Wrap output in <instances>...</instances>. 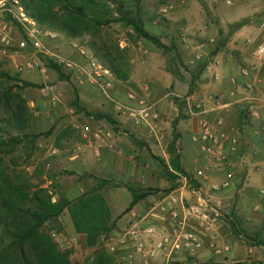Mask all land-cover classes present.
Masks as SVG:
<instances>
[{
  "label": "rangeland",
  "instance_id": "obj_1",
  "mask_svg": "<svg viewBox=\"0 0 264 264\" xmlns=\"http://www.w3.org/2000/svg\"><path fill=\"white\" fill-rule=\"evenodd\" d=\"M121 1L123 8H117V12L128 17H139L143 21L145 30L157 37L167 49L165 51L158 50L147 42L140 44L142 39L136 38L133 30L120 22L105 27L96 41H102L108 46L123 50L131 67V77L133 74L136 75L140 83H146L149 86V91L155 80V83L160 85V90L158 89L155 93L154 98L156 100L163 96L165 90H168L167 87L163 86L167 78L181 79L185 77L191 81L193 77L198 76L199 68L210 60L216 47L214 45L205 51L206 54L202 62L193 68L188 66L192 47L196 43L205 42V38L201 34L204 26L210 23L221 30L219 27L220 17L224 18L225 21H232L236 17L241 18L242 22L264 20V0H231V4H227V0ZM166 5H171L172 8L163 12L162 9ZM114 15L116 18L118 17L116 13ZM8 29L16 40L21 38L16 23L9 22ZM42 29L50 30L56 34L55 40L44 41L50 49L73 59L77 57L79 50H84L99 62L89 48L92 41L90 37L83 36L78 39H71L58 29L49 27H42ZM250 37L256 36L251 35ZM256 42L262 41L256 39ZM225 43L227 40L221 33L215 45L219 44L223 48ZM234 45L237 47L227 49L229 51L239 49L237 51L245 59L243 61L246 65L257 64L252 55L253 48L248 46L242 38H238ZM39 56L41 55H33L32 53L18 54L14 57L0 54V73L17 77L18 82L16 83L18 85L22 82L32 85L22 90L33 115L29 131L40 135L37 140L34 165L30 169V173H33L35 169V183L47 187L54 199L58 195H62L66 199L74 200L96 184L95 178L106 179L109 184L102 191V194L109 206L112 219L116 220L114 230L118 231V234L115 236L109 234L100 239L97 247L87 248L83 240L76 236L74 229L72 230L65 222L51 220L43 227V231L52 237L61 250L69 253L71 264H93L95 250H102L111 256L113 264H121V255L112 253L108 244L119 240L130 225L124 221L127 214L121 215L131 199L126 186L141 190L151 188L155 194H158L160 189L165 191L175 183L174 181H165L169 172L170 155L168 149L173 139L171 122L172 119H175L169 116L172 111L168 105L169 101L164 103L165 114L163 115L161 112V120L169 122L170 126L167 128L163 123L161 124L159 135H162L163 140L160 143L155 138L150 139L151 141L147 143L143 138L138 139L132 133L129 134L128 131L112 125L118 134L117 136L124 137L122 140L124 143H131L135 146L133 156L118 165H112L111 158V162L104 168L97 165L92 150L87 154L89 155L87 158L78 156L80 158L72 160L73 156L80 155V149H84L82 147L85 144L98 140L96 132L104 126H100L101 123H98L95 115L97 113L111 114L110 111L113 110V106L97 88L78 74L61 69V73L68 79H60L55 71L47 67L48 61ZM35 58L42 60L43 68L46 71L44 74L41 72V67L36 69L25 67L27 60H34ZM261 74L264 75L262 68ZM120 83L122 84H115L113 89V94L118 97H122L127 88L137 90L140 87L133 85L131 80ZM43 85L52 87L53 90L49 96L41 95L40 89ZM75 94L79 97V105L82 109L80 111L73 104ZM53 97L55 100H52ZM167 111L168 114L166 115ZM110 138L109 135L108 139ZM54 149H58V152L54 153ZM109 156L112 157L111 154ZM129 164L132 166L131 169L135 171L130 177L127 176ZM144 171L148 174V181L146 182H143ZM161 185H163L162 188H160ZM119 215L121 218L117 219ZM224 217L226 219L227 214L222 213L221 218ZM234 217L231 216V220L237 222ZM238 229L241 231L240 236H235L233 233L231 242L235 244L238 251L244 246L243 244L251 246L253 248L251 255L255 260L250 257L251 261H247L246 258L243 259L244 256L241 254H236L231 260L236 262L230 264H264L262 260H257L264 258V248L256 245L255 239L258 236L255 234L246 235L244 230ZM167 264H209V262L201 263L195 256L186 255L182 261L170 260ZM210 264L223 263L212 262Z\"/></svg>",
  "mask_w": 264,
  "mask_h": 264
},
{
  "label": "crops",
  "instance_id": "obj_2",
  "mask_svg": "<svg viewBox=\"0 0 264 264\" xmlns=\"http://www.w3.org/2000/svg\"><path fill=\"white\" fill-rule=\"evenodd\" d=\"M242 21L239 17L232 21H225L224 18L220 17L219 27L227 43L224 45L225 48L219 46V50L211 55L204 70L198 76L192 91V94L201 99L205 108L209 111L208 118L214 121L216 118L221 117L224 123L223 128L239 138V147L230 157V170L233 172V179L226 189L220 191L211 189V184L222 181L224 173L223 171L209 172L205 156L197 146L190 142L191 133L196 129L195 121L183 117L179 119L175 128L178 134L175 147L179 155V166L183 172L177 174L168 166L169 171L177 175V178L171 180L165 177V181H174V185L169 186L165 191L160 189L158 194L153 191L148 197L139 201L127 213L124 221L130 224L129 227L134 225L138 228L152 224L156 226L158 234L166 237H173L175 233H192L198 246H194L190 250L182 249L180 251H172L168 246L166 250L157 251L154 258L145 259L136 256V250L131 244L128 245L129 251L135 253L136 256L132 261L133 264H161L164 260L179 262L184 260L186 255L195 256L199 262H209V264L212 262L235 263L236 261L231 260L236 254H241L244 256L243 259L246 258L247 261H251L250 257L253 258V255H251L253 248L251 246L243 244L244 246L238 251L235 244L231 242L233 236L232 224L237 229L244 230L246 235L255 234V236H258L255 239L256 245L262 249L264 248L263 244L257 242L261 240L264 243V142L254 134L253 124L244 122L241 119V109L244 106L242 99L245 93L242 89L244 79L239 76V71L241 68L250 67L251 65H246L243 61L245 59L237 51L239 49L232 51L227 49L233 48L238 38H242L244 41L247 39L264 41V20ZM229 26L230 29L228 30ZM203 28L201 34L204 36L205 42L200 43H203L205 51H208L213 45H219H215L219 38V28L210 23ZM251 35L256 37H250ZM143 42L150 43L143 39L139 43L143 44ZM14 65L17 64L14 63ZM260 78V89L261 92H264V75L261 72ZM130 80L137 87L146 84L140 83L134 74ZM231 80H234V82ZM165 81L167 83L165 82L163 86L167 87L169 91L165 90L163 96L170 91L179 95H186L189 92L191 81L185 77L181 79L167 78ZM155 82L154 80V84L150 87L152 99H155L156 91L160 90V85ZM220 95L224 99L221 103H228V106L224 108L222 104L219 105V109H215L218 103L212 98ZM168 101V105L172 110L169 116L177 118V106L172 100ZM164 103L160 106V113L162 112L163 115L165 114ZM110 113L106 116L114 121V124L109 123L105 118L97 119L98 123H101L100 126H104L96 132L98 133L97 139L100 140L85 144L82 147L84 149H80V155L73 156L72 160L80 157L87 158L89 156L87 154L92 150L97 165L104 168L111 162V158L112 165H118L133 156L135 146L126 141L124 143L122 141L124 137H118L112 125L128 131L129 134L132 133L138 139L143 138L147 143L154 138L147 134L142 127L132 125L124 117L117 115L114 110H111ZM162 123L167 128L170 126L169 122L162 121ZM110 124L111 126H109ZM109 135L110 139H108ZM53 152H58V149H54ZM195 164L206 169V179L202 181L195 179ZM131 168L132 166L129 164L128 177L133 176L135 172ZM143 177V182L148 181L146 171H144ZM222 213L227 214V220L225 217L221 218ZM256 215H259V217H256ZM231 216H235L237 222L231 220ZM55 220L65 222L73 230L67 211L63 213V217L61 215ZM117 234L118 231L116 230L110 233L111 236ZM76 236L81 238L84 243V236L78 234ZM142 240L147 247L153 246L152 241H146L145 238ZM118 244L113 243L111 246L117 247ZM125 246L127 245L123 247ZM225 248L228 250L224 251ZM253 259L255 260V258ZM257 260H262L264 263V258H258Z\"/></svg>",
  "mask_w": 264,
  "mask_h": 264
},
{
  "label": "trees",
  "instance_id": "obj_3",
  "mask_svg": "<svg viewBox=\"0 0 264 264\" xmlns=\"http://www.w3.org/2000/svg\"><path fill=\"white\" fill-rule=\"evenodd\" d=\"M24 13L42 27L55 28L64 32L67 38H91L89 48L99 62L107 67L115 78L123 83L131 79V67L128 57L118 47H111L102 41H96L105 27L113 23L129 26L136 38L150 42L156 49L167 48L160 40L149 34L139 17H128L117 12L123 8L121 0H19ZM118 8V9H117ZM117 14L116 18L114 14ZM222 31L219 29V35ZM217 45L216 51L219 50ZM212 53V54H213ZM206 64L199 68L198 76ZM48 68L55 71L60 79H68L61 69L52 62ZM198 76L193 77L189 86L192 93ZM17 77L0 73V264H71L69 253L59 248L52 237L43 231V227L59 218L67 211L74 232L84 236L87 248L98 246L101 238L107 237L115 228L109 206L102 194L108 186L106 179L95 178L96 184L74 200L53 195L47 187L35 183V151L39 134L30 132L32 112L22 94V90L32 86L22 82L18 85ZM134 85V84H133ZM74 106L80 109L79 97L75 94ZM178 116L171 122L173 139L169 146V168L181 174L179 155L175 144L178 138L176 124L182 118L180 107ZM96 119L109 117L101 113ZM147 151L150 150L146 146ZM38 174V173H37ZM74 174V173H71ZM177 175L167 173V178L174 180ZM131 200L122 214L129 213L141 200L153 193V189L144 190L126 186ZM121 215L117 219L121 218ZM235 236L240 230L232 224ZM258 244L264 243L260 240ZM93 264H113L111 256L102 250H95Z\"/></svg>",
  "mask_w": 264,
  "mask_h": 264
},
{
  "label": "built area",
  "instance_id": "obj_4",
  "mask_svg": "<svg viewBox=\"0 0 264 264\" xmlns=\"http://www.w3.org/2000/svg\"><path fill=\"white\" fill-rule=\"evenodd\" d=\"M227 4H231V0H227ZM171 8V5H166L162 11L166 12ZM9 22L18 25L21 33L20 39L16 40L9 31ZM55 38L54 32L43 30L24 13L19 0H0L1 55L14 57V55L25 53L40 54L39 57L52 62L60 69L78 74L102 93L103 97L113 106L117 115H121L132 125L142 127L158 143L163 140L162 135H159L162 124L160 106L162 102L172 100L177 107H180L183 118L195 121L196 129L191 133L190 142L197 146L205 156L209 172L223 171L224 173L222 181L211 184V189L220 191L229 187L233 179V172L230 170V157L239 147V138L223 128L224 123L221 117L214 121L208 118L209 111L201 99L192 93L179 95L172 91L167 92L161 99H152L147 84H143L137 90L127 88L122 97H118L113 94L114 85L122 83L115 78L107 67L84 50H79L77 57L73 59L45 45V40L52 41ZM245 42L253 48L252 55L257 64L243 67L239 71V76L244 79L242 89L245 93L242 99L244 106L241 109V119L253 124L254 134L264 142V92H261L260 89V72L261 68L264 69V41L257 43L256 40L247 39ZM143 52L146 53V51ZM205 54L204 44L197 43L193 47L188 66L193 68L198 65L204 60ZM25 67L28 69L41 67V72L43 74L46 72L40 58L27 60ZM231 81L234 82V80ZM52 90V87L43 85L40 93L43 96H49ZM212 99L218 103L215 109H219V105L222 104L224 108L228 106V103H221L224 100L221 95ZM52 100H55V97ZM96 137H98V133H96ZM206 176V169L195 164V179L202 181L206 179ZM52 200L55 199L52 198ZM143 238L146 241H152L153 246L147 247L142 240ZM113 243L119 244L117 247L111 246ZM131 244L136 250V256L145 259L154 258L157 251L166 250L168 246L172 251L190 250L192 247L198 246L192 233H175L173 237H166L158 234L156 226L149 224L142 228L134 225L126 228L122 237L109 243L108 248L112 253L121 255V264H133L132 261L136 256L135 253L129 251L128 245ZM124 245L127 246L123 247ZM227 250V248L224 249V251ZM169 261L164 260L163 263L167 264Z\"/></svg>",
  "mask_w": 264,
  "mask_h": 264
}]
</instances>
